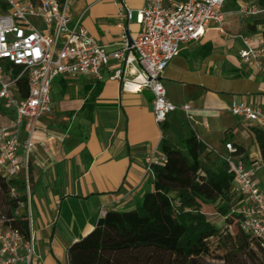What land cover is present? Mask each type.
I'll return each mask as SVG.
<instances>
[{
  "label": "crops",
  "instance_id": "1",
  "mask_svg": "<svg viewBox=\"0 0 264 264\" xmlns=\"http://www.w3.org/2000/svg\"><path fill=\"white\" fill-rule=\"evenodd\" d=\"M143 5L144 0H70L69 25L79 19L100 45L113 50L122 33L136 35V11ZM124 7L132 10L130 20L119 17ZM32 22L49 29L39 19ZM249 33L264 41L262 34ZM239 47L238 40L212 25L199 41L181 45L161 81L169 101L190 106L189 118L180 109L169 113L162 132L153 119L151 91L137 89L128 73L112 79L114 61L99 74L54 79L50 98L55 112L38 119L33 134L32 230L41 256L34 264H68V248L108 211L134 209L152 190L146 156L161 155L163 141L176 144L191 132L205 145L201 158L207 168L225 167L221 156L231 143L235 159L254 169L264 192V161L253 132L257 127L229 110L233 100H240L259 103L264 111V78L239 62ZM10 118L4 115L0 123Z\"/></svg>",
  "mask_w": 264,
  "mask_h": 264
},
{
  "label": "built area",
  "instance_id": "2",
  "mask_svg": "<svg viewBox=\"0 0 264 264\" xmlns=\"http://www.w3.org/2000/svg\"><path fill=\"white\" fill-rule=\"evenodd\" d=\"M5 1L8 10L0 13V100L11 111V118L0 123V176L22 183L20 189L11 185L9 196L17 198L13 213L25 218L28 235L25 237L10 224V219L0 216V264H34L41 260L32 230L30 165L35 124L55 112L50 88L56 77L99 74L114 61L112 79H123L124 73H128L137 89L151 91L152 115L161 132L169 113L180 109L189 118L190 109L188 104L177 106L167 99L162 74L179 54L181 45L199 41L210 25L221 35L238 40L239 62L264 78V41L249 32H226L223 27L226 0H144V5L136 11L139 30L131 38V45L122 33L119 47L113 50L100 45L79 19L69 25L70 0ZM234 11L244 18L264 16V5L239 1ZM119 17L130 20L132 10L122 8ZM33 18L49 29L37 28ZM23 79L27 83L25 94L20 87ZM229 110L264 131V111L259 103L250 105L233 100ZM22 133L25 137L20 142ZM225 149L227 153L221 157L233 177L232 190L243 198L241 230L264 251V192L254 169L235 159L234 146L226 143ZM164 161L163 154H149L145 158L146 169L152 172L153 166Z\"/></svg>",
  "mask_w": 264,
  "mask_h": 264
},
{
  "label": "trees",
  "instance_id": "3",
  "mask_svg": "<svg viewBox=\"0 0 264 264\" xmlns=\"http://www.w3.org/2000/svg\"><path fill=\"white\" fill-rule=\"evenodd\" d=\"M239 1L264 5V0H226V18L237 15ZM7 10L6 1L0 0V13ZM259 17L264 16L253 18ZM248 29L243 32L255 31L253 25ZM20 87L25 94V79ZM7 114L11 111L0 100V115ZM253 132L264 161V131ZM204 150L192 132L176 144L163 141L165 161L152 167V190L144 192L134 209L108 211L99 219L93 231L68 248L69 264H264V251L255 239L242 230L231 234L220 229L203 210L213 207L230 225V216L240 221L243 200L232 190L233 177L225 167L213 171L204 165ZM11 185L22 187L20 181L0 176V216L26 237L25 218L13 213L17 198L9 196Z\"/></svg>",
  "mask_w": 264,
  "mask_h": 264
},
{
  "label": "rangeland",
  "instance_id": "4",
  "mask_svg": "<svg viewBox=\"0 0 264 264\" xmlns=\"http://www.w3.org/2000/svg\"><path fill=\"white\" fill-rule=\"evenodd\" d=\"M137 19V17H136ZM254 26V33H260L264 35V17L259 18H244L240 15L232 14L231 17H227L223 27L225 28L226 32L228 33H240L243 31L249 30V26ZM4 115L0 116V121ZM262 178L264 179V171L260 172ZM2 205L0 204V213H1ZM204 211L209 213V219L217 225L220 229H227L231 234L241 233L240 229V221L237 218L230 216L229 218L232 220L230 225H227L225 219L214 212V208L207 207L203 209ZM227 225V227H226ZM213 244L216 242L215 240L212 241Z\"/></svg>",
  "mask_w": 264,
  "mask_h": 264
},
{
  "label": "water",
  "instance_id": "5",
  "mask_svg": "<svg viewBox=\"0 0 264 264\" xmlns=\"http://www.w3.org/2000/svg\"><path fill=\"white\" fill-rule=\"evenodd\" d=\"M131 43H132V40L130 37H128V45H131Z\"/></svg>",
  "mask_w": 264,
  "mask_h": 264
}]
</instances>
